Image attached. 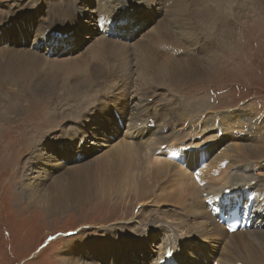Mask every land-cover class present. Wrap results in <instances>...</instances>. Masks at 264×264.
<instances>
[{
  "label": "rangeland",
  "instance_id": "obj_1",
  "mask_svg": "<svg viewBox=\"0 0 264 264\" xmlns=\"http://www.w3.org/2000/svg\"><path fill=\"white\" fill-rule=\"evenodd\" d=\"M47 2L48 0H0V5L4 9L12 8V5H9L12 3L13 7L24 5L29 10L30 20L33 17L35 20L28 27L18 25L19 20L11 22L9 28L4 30L7 33V38L3 37L7 43H5L6 45L0 44V54L3 56H0V59L6 58L14 51H21V49L24 51L36 49L38 52L35 55H45L49 64L61 65L64 60L72 62L84 58L82 55L89 54L91 45L100 50L96 37L102 36V34L95 29V19L99 15L98 10L110 2L117 3L118 0H61V6L57 7L59 10L53 11L54 15H57L55 21L57 26H62L61 30H63V22L67 14L73 17L66 23L67 25L73 24V33L70 35L72 40L68 43L65 42L67 40L57 36L61 31L54 32L58 28L45 21L49 15L53 18L50 5ZM121 2L122 4L118 5V10L125 15V31L121 35L115 36L116 38L107 37L108 39H117L132 44L137 41L150 43V48L158 53L156 42L159 38L165 39L170 44L174 40L172 38L179 35V42H182L187 48V52H183L177 57L181 58L180 60H175L176 58H172L169 54L158 53L173 64L179 61L185 62L184 58L188 57L195 60L193 58L195 54L188 46L192 40L197 41L204 37L206 39L204 53H208L210 50V55L214 58L215 65L212 70L201 75L200 78L184 82L181 86L177 84L172 87V85L166 84L160 90L158 89L161 94L155 96L154 103L157 104V107L154 106V110L156 108L162 111L158 106L159 99L164 101L179 96L182 109L186 114L177 127L182 126L185 121L191 120L198 124L200 114L211 107H218L216 109L244 107L246 110L242 113L244 117L242 121L245 120L244 126H248V118L254 119L261 115L260 119H264V107L260 108L264 104V0H237L235 2L230 0L229 9L224 8L225 14L220 15L218 12L212 19L206 20L210 26L206 29L200 22L201 16L197 15L196 19L191 20V24L188 22L186 28L196 31L198 34L185 29L187 36L177 32V29L183 28L182 30H184L181 25H176L179 22L178 19H174L177 22L170 20L173 9L184 7L183 0H172L166 4H164L165 0H159L157 5L143 0H122ZM189 2L192 6L188 7L196 8L195 10L191 9L192 12H197L199 8L201 11L215 8L214 0H189ZM68 5L69 7H66ZM167 8L170 9L166 11ZM17 11L14 12L18 14ZM219 16L223 18V24H225L222 30H217L215 24V20ZM184 17L189 18L187 15ZM37 19L47 26L49 30L46 33L49 37L54 34V39L50 41V46L54 50L50 51L48 45L39 43V40L32 43L31 39L25 41V36L21 37L23 34L30 33L33 27H37ZM213 28L215 32L211 35ZM1 30L3 29H0V33ZM16 35L21 38L16 41L15 47H13L11 38ZM10 47L11 49H9ZM198 47L203 50L201 45ZM210 55H206V57L212 59ZM92 60L93 58H88L85 63L77 61L68 64L69 67L77 65L73 71L74 78L72 77L68 82L85 77L86 72L79 73L80 69L85 65L93 66L99 61V59ZM51 74L60 75L63 79L70 77L66 76L67 72L64 70H57ZM133 77L137 78L136 73ZM19 81L23 84L16 83ZM114 83L119 84L117 80ZM126 84L120 90L125 91ZM27 85L28 81L25 83L23 79L18 80L10 77L0 68V264H137V256L141 258L139 264H152V260L158 256L157 250L161 240L158 237L166 234L167 226L176 224L167 223L162 219L163 214L172 215L178 220L188 219L191 223H196L194 214L187 216L184 212L193 211L197 201H191L189 204L186 195H183L181 199H175V191L185 192L184 185L177 178L179 176L174 177L175 175L172 176V173L168 174L164 170L162 164H155L150 166V169L144 174L139 199H136V193L132 192L127 197L124 198L123 195L118 198L119 200H116V198H107L108 196L101 199L97 194L95 184L90 183L92 178L89 177L88 181L84 174V169L88 168L90 171L93 170V176L98 178L100 165L106 163L105 158L100 157L114 149L115 143L124 136L136 133L133 130L129 132L126 128L129 113L136 114L135 112L138 110L136 104L139 96L132 97L136 85L131 87V90L125 91L123 96L120 93L123 98L121 99V108L114 106L112 97L106 100L105 106L103 100L106 98L101 99L104 114L91 108L90 113H93V117H101V123L98 127H96V122H94L96 126L93 125L94 123L90 124V135L86 136L87 139L82 142L80 147H76V143L83 134L79 131L74 137L64 136L62 128L79 125L77 122L82 117L79 116L82 111L78 112L80 109L75 106L77 104L86 105L88 100L85 101V104V102L82 103V100L74 98L76 96L74 94L63 95L61 88H57L54 92H44L41 88L28 87ZM148 87L152 89L151 86ZM141 88L139 87V89ZM211 88L221 92L212 98ZM109 89L114 90V86L112 85ZM116 91H113V94ZM88 93L91 94L94 91ZM113 94L112 96H114ZM240 111L241 109L236 112ZM119 119L124 120L123 125L120 124ZM152 120L154 122V118ZM102 124L105 131L99 132L96 136L92 135L93 132L99 131L97 129L103 128ZM263 124L262 126L258 125L252 137L247 138L249 145H259L262 150H264ZM111 125L114 126L113 129ZM86 128L89 129V127ZM196 130L200 131L201 128ZM126 132L128 133L125 134ZM213 132H205L204 137L192 133L193 136L197 135L192 141L203 145L205 143L203 140L212 138L210 133ZM113 135L114 137H111ZM61 139L68 143L65 144L66 148L63 147ZM130 139L137 141L140 137L132 136ZM228 139L239 140L232 135H227L226 140ZM190 140L187 142H192ZM236 144L239 145V143ZM85 149H87L86 152ZM158 157L166 159L161 155ZM249 158L244 161L258 160L257 162L263 163L264 151L259 156L254 154ZM230 159L231 163L236 160L241 161L237 151L234 150L230 154ZM177 165L182 168L180 164ZM145 166L149 167L147 164ZM227 167H231V165ZM258 168V164L255 163L254 170ZM104 169H108L106 164L101 171ZM110 169L112 172L111 165ZM183 169L189 173L192 172L184 166ZM223 175L227 176L225 173L219 176ZM260 176L262 179L256 178L250 182L258 185L260 182L264 183V172ZM73 179L79 185V194L68 193L65 198L49 200L47 195L58 189H63L67 186V182ZM83 180L88 182L81 184ZM253 200L250 212L251 210L254 212L256 210L254 207L261 202V199L256 197ZM202 201L204 202V198ZM176 208L178 210H175ZM203 209V220L212 223L206 217L208 208L203 207ZM172 211H177L180 214H173ZM144 222L150 224L147 236L139 234L138 226H142L143 229L147 228L143 227ZM221 226L209 229L207 232L188 228V239L184 242L183 250L180 252L184 264L217 263L215 259H218L223 253L230 254L232 251L234 252L233 260L235 257H239L244 259L246 264H254L250 260L247 248L248 233L251 230L240 232L242 235L237 237L236 245L238 246H235V241H226L227 234ZM208 227H212V225H208ZM256 229H264V226L253 230ZM220 235L221 237H219ZM227 246L230 249H227ZM252 246L257 251L255 254L260 260V264H264V246L254 242H252ZM237 261L238 264H242L241 260Z\"/></svg>",
  "mask_w": 264,
  "mask_h": 264
},
{
  "label": "bare ground",
  "instance_id": "obj_2",
  "mask_svg": "<svg viewBox=\"0 0 264 264\" xmlns=\"http://www.w3.org/2000/svg\"><path fill=\"white\" fill-rule=\"evenodd\" d=\"M60 1L61 0L59 1L58 0H48L47 2L50 5L49 8L51 9L50 12H52L53 18H51V16L49 15L45 21L46 22L48 21V24L50 23V25H54L56 28H59L60 26H57V23L55 22L57 15L56 14L54 15L55 13L54 11L59 10L57 9V7L59 8L61 6ZM121 1L122 0H118L117 3L110 2L107 5H105L101 10H98V11L101 15H105L107 18H110L114 15V13L118 12V5L122 4ZM143 1L153 4V5H157L159 2V0H143ZM183 1H184V7H179L171 11L172 18L170 20L178 19L179 22L174 20V22H177L176 25H181L182 27H184V31L186 29L187 31L191 33L193 32L197 33V32L192 31L186 27L188 26V22L191 24V20L196 19L197 15L201 16L200 22L205 26L204 29H206L209 26L206 20L212 19V17H214L216 13L218 12L220 13V15L225 14L224 8L229 9L228 6L231 5L230 0H214V3H213L215 7L214 9H207V10L204 9L201 11V9L199 8L197 12H192L191 9L195 10L196 8L188 7L190 5L192 6L189 0H183ZM232 1L235 2L237 0H232ZM167 2H172V0H165V3ZM9 5H12V8L4 9L0 5V8H1L0 9V29L5 30L9 28L11 22H13L14 20L16 21L19 20L18 25H23L26 27L31 26L35 22V20H33L34 17L32 18L33 21L30 20V13L28 12L29 10L24 5H17L15 7H13L14 5L13 3ZM66 7H69V5ZM20 8H22V10H20ZM169 9L170 8H167L166 11H168ZM16 10H18L17 11L19 12L18 14L14 12ZM66 10H69V9H66ZM185 11L186 13H184ZM184 15H187L189 18H185ZM223 22L224 20L221 16H219L215 20V24L222 28L225 25L223 24ZM39 25L40 24L37 21V27ZM217 30L219 29L217 28ZM177 32L180 34L179 30ZM214 32L215 30L213 28L211 30V35ZM111 33L118 34L117 28H116V22H114V25L106 33H102V34L109 35ZM103 35L102 36L98 35L96 37V42L99 44L100 50L96 49L93 45H91L89 54L88 55L83 54L82 56L84 58L82 59L73 60L72 62H68L67 60H64L61 65H58L55 63L49 64L46 61L47 57L45 55H41V54L35 55V53L38 52L36 49L35 50L28 49L26 51L21 49V51H16V52L14 51L11 55L7 56L6 58L0 59V68L6 75H9L10 77H14L18 80L23 79L25 83L28 81V85H27L28 87L35 86L36 88H39V89L41 88L44 92H54L57 90V88H61L63 90V95L74 94L76 95L74 98H78L80 101L82 100V103L88 100L87 104L85 102L86 105L81 106V105H78L77 103H76L77 106L73 105L76 108L79 107L80 110L78 112L82 111L81 114L79 115L82 117L80 121L77 122L79 125L71 126L70 128H65V129L62 128V133L64 134V136L69 135L70 137H74L76 136V133L79 131L83 134V136L82 135L80 136L81 138L79 137V140L76 143V147H80L82 145V142H84L87 139L86 136L90 135V126H91L90 124L96 122L97 126L95 125V123L93 125L98 127L99 123H101L100 120L102 118L93 117V113H90L91 108H94L95 110H99L102 114H104V110L102 109L103 107L101 106L102 105L101 99H103V97L106 98L103 100L104 106H105L106 100L112 97L114 106L120 107L121 103L117 101L118 97L120 96V93L123 96L125 91H128L131 87L136 85V90L133 91L132 97L139 96V99L137 100L138 103L136 104V109L138 108V110L135 112L136 114H133L131 112L129 113V116H128L129 120L127 121L128 126L126 127L128 128L129 132L133 130V132L136 131V133L134 135L124 136L120 141L115 143L116 146L114 149L106 153L105 156L100 157V158H105L104 161H106L105 164L107 165L109 170L104 169L103 171H101L104 168V165H105L104 164V165H100L101 167L99 169L98 178H95L93 176V170L90 171L88 168L84 169V174L87 176L88 181H89V177L92 178L90 183L92 185L95 184V189L97 191L98 196L100 195L99 197L101 199H104L108 196L107 198H111V199L116 198V200L120 198V196H123V195H124L123 197L125 198V196L127 197L132 192H135L136 199H139L140 198L139 191L142 187L141 182H142L145 172L147 173V170L150 169V166H153L155 164H162L164 166V170L168 172V174L172 173V176L175 175L174 177L178 175L179 177L177 178L181 180L182 184L184 185L185 192L175 191V194H176L174 195L175 199L176 200L181 199L183 195H186L187 202L189 204H191V201L193 202L197 201V204L194 205L193 211L188 210L187 213L184 212V214H186L187 216L194 214V217H195L194 222L196 223H191V221L188 219L178 220L174 218L172 215L163 214L162 219H164L167 223L172 222L176 224L174 225L170 224V226H167L166 228L167 235L165 234L162 237L161 236L158 237L159 239H161L160 245H158V250H157L158 256L152 260V264H166L165 262L167 261V258H166L167 253L171 254L174 259H177V264L178 263L184 264L183 260L180 257V252L183 250L184 242L188 239V234H189L188 228L201 230L202 232H207L209 229H215V227L216 228L220 227L221 225L220 214L229 213L231 211L229 207L226 212L224 211V206H223L224 202L225 203L229 201L234 202V200L237 198L238 200H243L245 201V203L250 204L249 198H247V195L252 193L253 191L261 190L257 192V194L254 196V199L256 197L257 199L258 198L261 199L260 200L261 202H264V195H263L264 183L260 182V184L258 185V188H251L253 185H250V189L247 191L245 189L246 188L245 186L249 184L248 182L252 181L253 179H256L254 175L252 174L250 175L245 172H232L225 177L224 175L219 176L222 173L227 172V170L231 168V167H227L225 170L220 172L219 175H218V172L215 171L217 164L221 160L228 159L227 151H226L223 155H219V154L216 155L210 162V165L209 167H207V170L203 169V171L199 173L201 174V177L204 180L203 182H207L205 188L202 189L200 188V185L196 182L194 175H192V172L189 173L188 171L183 169V166H184L189 170L190 169L189 164L185 162V164L182 165L177 160L170 159L168 156V154L179 153L180 159H184L186 155V161H188L189 158L192 161L195 160L193 164L198 166L197 165L198 160L201 159V156L205 154H209L210 148L208 146H203L201 148L202 145L194 141L187 142L188 140H190V137L191 138L196 137L197 135L203 136V134H200L199 131L196 133L197 134L196 136H193L192 135L193 130H187L183 126H181L180 128L174 129L175 126L180 124L181 120L184 119L185 114H186L185 111H183L182 109V104H181L179 96H178L179 99L175 97H173L172 99H169L171 101L169 100L160 101V99L158 98L159 99L158 106H160L159 109L162 111H159L156 108L154 110V106L157 107V104L154 102L149 103L148 102L149 97H152V96L155 97L161 94L158 92V89L160 90L161 87H163L166 84L172 85V87L176 86L177 84L178 86H181L184 82L194 80L195 78H200L201 75L207 74L208 72H210L215 65L214 58H212V55H210V50L208 53L205 52L204 54H200L199 56L195 57V60H192L191 58L188 57V58H184L185 62L179 61V62L172 64V62L168 61L167 59H165L158 53H161L164 55L169 54L172 56V58H176L175 60L177 59L180 60L181 58H177V56H179L181 53L180 54L176 53L178 52V49L176 47V45H178L177 44L178 39L176 37L172 38L174 39L172 40V46L171 44H168L165 39L159 38V40L156 42V47L158 51V53H156L150 48L149 46L150 43L147 44V43L137 41V42H133L132 44V43H127V42L117 40V39L116 40L108 39V38H105ZM153 39H154V36H153ZM194 41L192 40L190 42L188 46L190 49H193ZM199 41H201V39H199ZM65 42L68 43V41H65ZM5 43H7V41L2 36L1 44L6 45ZM179 48H183L184 52H187V48H185L184 44H181ZM9 49H11V47ZM133 52H134V56H133ZM50 54L52 55V53ZM206 55H210L212 59L206 57ZM0 56L3 57L1 54ZM88 58H93V60L99 59V61L93 66L85 65L82 69H80L81 71L79 73L86 72L85 77L79 80L68 82L72 77L74 78L75 73L73 71L77 66L75 64H71L75 66L69 67L68 64L76 63L77 61H82L85 63ZM49 69L51 70L48 71ZM57 70H64L65 72H67L66 76H70V77L68 78L65 77V79H63L62 76L60 75L51 74V72H54ZM134 73H136L137 75L136 79H134L133 77ZM116 78H120L121 83L119 84L114 83ZM61 79L64 80L65 82L62 81ZM16 83L23 84L21 81L16 82ZM125 83H127L126 84L127 86L124 88L125 91H123V89L120 90L125 85ZM112 85L114 86V90L111 91L110 90L111 88L109 89V87H111ZM148 86H151L152 89H149ZM139 87H142V88L139 89ZM116 90H119V91L117 92ZM92 91H94V93H91ZM113 91H116L118 95H115L116 93L113 94ZM88 92H90L91 94H89ZM112 94L114 96H112ZM150 117L154 118V122H155L154 125L156 128L152 127L151 125L149 126L150 120L148 119ZM260 117L261 115H259L258 118H254V119L248 118L247 121L253 119L257 121L258 125L262 126L264 119L261 120ZM244 122L245 120L242 121V124ZM102 126L103 128L101 130L97 129L99 131L93 132L92 135L96 136L99 132H104L105 131L104 125L102 124ZM86 127H89V129H87ZM111 127L113 129L114 126L111 125ZM166 129H168L167 133L164 132V130ZM170 129H172L173 131L170 132ZM127 133L128 132H126L125 134ZM160 133L161 135H159ZM132 136H139L140 139L137 141L132 140L130 139ZM111 137H114V135ZM62 142H63V147L66 148L67 146H65V144H68V143H66L65 140H62ZM204 142L207 143V141H204ZM239 145L235 144L234 146H230L229 151H233V150L235 152L237 151L241 161L250 159L249 157H251L254 154L259 156L264 151L260 149L261 147L259 145H249V143H243ZM162 146H165L164 148H166L165 156H164L166 159L159 158L156 153V151L158 149H161ZM173 146L185 147V148H184V151H182V149L180 148V149H177L179 151L176 152V151H172ZM85 148H88V147H85ZM186 149H190L191 151L187 152L185 151ZM195 149H198V150H195ZM86 151L87 149H85V152ZM160 152H163V150H161ZM75 158H77L76 155H75ZM108 164L112 166V169H113L112 172H110L111 169H110V165ZM146 164L149 166L148 168H146L145 166ZM177 164H180L182 168H180L179 165ZM223 180L224 182H222ZM88 181L83 180L81 184L88 182ZM239 181H245V182H239ZM219 182H222V183H219ZM66 185L67 186L63 187V189H58L57 191H53L49 195H47L49 200L57 199L61 197L65 198L66 197L65 195L68 193H72L74 195L80 193L78 189L79 185L76 184L75 179L68 181ZM203 193H207V194L213 193L215 195L221 194V197L219 200V203H220L219 206L221 208L220 213L217 214V217L214 215L213 216L208 215V219L214 220V221H211L212 223H208L202 218V211H204L203 207H205V204L202 201ZM256 207L254 208L256 209ZM175 210H178V209L176 208ZM172 212L173 214H180L177 211H172ZM252 212L253 211L251 210V213ZM255 212L256 210L253 213ZM255 216L257 217V219L254 221H257V224H259L260 222L264 224V221H262L264 220V209L261 210V212L259 211L256 212ZM237 220L238 218L235 217L232 212H230L229 214L224 216L223 222L237 221ZM208 225H212V227H208ZM253 226H254V223H253ZM143 227H147V228L143 229L142 226H138L139 234L141 236L149 235L148 232L150 230L149 228L150 224L144 222ZM221 228H223L227 234V238H226L227 240L226 239L225 240L227 242L229 240L235 241V246H238L236 245L238 241L237 237L239 236L241 237L242 235V233H240L241 231L239 230L231 234L227 232L224 226H221ZM248 234H249V238H247V243H248L247 248L249 249L248 254H250V260L254 262V264H260L261 262L257 258V255L255 254L257 251H255L254 247L252 246V242L261 244L264 246V229L251 230ZM221 235L219 237H221ZM227 249H230V248L227 246ZM233 257H234V252L232 251L230 252V254H228L227 252L225 254L223 253L222 256L218 257V259H215V260L218 261V264L219 263L238 264L237 260H241L242 264H246L244 259L235 257V259L233 260L232 259ZM136 261L138 262L137 264H139L141 262V258L137 256Z\"/></svg>",
  "mask_w": 264,
  "mask_h": 264
}]
</instances>
